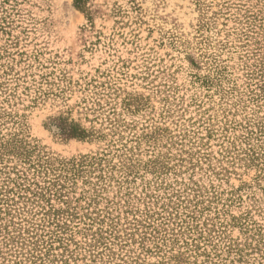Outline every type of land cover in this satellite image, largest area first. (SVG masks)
<instances>
[{
    "label": "rangeland",
    "instance_id": "1",
    "mask_svg": "<svg viewBox=\"0 0 264 264\" xmlns=\"http://www.w3.org/2000/svg\"><path fill=\"white\" fill-rule=\"evenodd\" d=\"M0 264H264V0H0Z\"/></svg>",
    "mask_w": 264,
    "mask_h": 264
},
{
    "label": "trees",
    "instance_id": "2",
    "mask_svg": "<svg viewBox=\"0 0 264 264\" xmlns=\"http://www.w3.org/2000/svg\"><path fill=\"white\" fill-rule=\"evenodd\" d=\"M80 0H75V2H79ZM57 129L59 130V135L64 139V140H85L87 138H89V133L80 128L77 124L71 122L69 124H66V126L64 125H58ZM93 163H91V161H86L85 157H81L79 161H73L69 164L64 165L61 169H59V172L62 173H66V174H71L73 177L75 176H79L80 173L83 172L84 168H86L87 166H91ZM43 171L45 172V174H48V172L50 173H54V170L52 169H43ZM57 171V170H55ZM66 179V178H65ZM68 180V179H66ZM56 195L58 197L61 196V192L60 191H55ZM190 231V230H188ZM198 237L201 238V234H198ZM99 242L97 241V239H95V243ZM195 248H197L195 246Z\"/></svg>",
    "mask_w": 264,
    "mask_h": 264
}]
</instances>
